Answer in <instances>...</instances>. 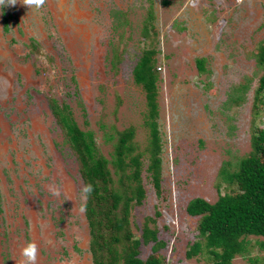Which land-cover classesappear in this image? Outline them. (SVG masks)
Wrapping results in <instances>:
<instances>
[{"label":"rangeland","instance_id":"rangeland-1","mask_svg":"<svg viewBox=\"0 0 264 264\" xmlns=\"http://www.w3.org/2000/svg\"><path fill=\"white\" fill-rule=\"evenodd\" d=\"M2 11L0 264H20L29 242L38 245L37 264H93L88 221L78 211L85 183L50 99L92 132L118 189L122 177L135 186L124 177L132 167L122 172L115 163L119 134L132 129L125 158L139 156L144 188L129 210L138 257L158 243L163 264H210L205 248L185 256L202 240L200 216L186 206L236 192L224 175L253 153L252 134L264 128V0H46L39 10L18 3ZM145 52L156 76L158 190L148 170L146 91L133 75ZM51 184L60 197L47 191ZM145 226L155 232L148 243ZM244 239L246 252L231 264H264V237Z\"/></svg>","mask_w":264,"mask_h":264},{"label":"trees","instance_id":"trees-1","mask_svg":"<svg viewBox=\"0 0 264 264\" xmlns=\"http://www.w3.org/2000/svg\"><path fill=\"white\" fill-rule=\"evenodd\" d=\"M264 64V53L261 57ZM202 70V60H197ZM134 80L146 91L148 113L146 125L150 130V163L148 170L152 174L154 187L158 190L160 138L155 116V73L153 72L150 52H145L133 69ZM261 89H264V73L260 77ZM50 108L61 128L65 131L71 148L75 151L80 165V173L84 183H93L96 191L88 202L86 218L90 233V252L93 264H163L158 255V243H154L151 254L145 260L138 257L141 240L133 238L129 228V210L132 201L140 203L144 196V188L140 181L141 161L138 155L130 154L129 138L132 129L119 134L115 148V163L122 172L132 167L130 177L134 188L124 185L122 177L120 189L114 186L108 159L97 153L91 131L80 129L68 116L66 106H59L55 99H50ZM253 153L239 162V168L224 175L228 183H236L234 193L218 194L214 202L202 197L192 198L186 206V212L192 216H200L198 224L199 237L202 240L193 242L185 252L187 258L199 254L205 248L211 258L210 264H231L236 255L247 250L245 236L264 237V128L252 134ZM142 242L148 243L155 238V232L146 226L141 234ZM122 243L117 251L115 245ZM252 260L246 264H252Z\"/></svg>","mask_w":264,"mask_h":264},{"label":"clouds","instance_id":"clouds-1","mask_svg":"<svg viewBox=\"0 0 264 264\" xmlns=\"http://www.w3.org/2000/svg\"><path fill=\"white\" fill-rule=\"evenodd\" d=\"M18 3L26 6L28 9L39 10L45 5L46 0H0V15H3L2 9L15 7ZM47 191L54 197L58 198L61 196L60 187L55 184L49 185ZM95 191L96 187L93 183H86L80 188L78 194V211L80 214H86L88 202ZM38 254V245L35 242L27 243L21 250L22 259L20 260V264H37Z\"/></svg>","mask_w":264,"mask_h":264}]
</instances>
